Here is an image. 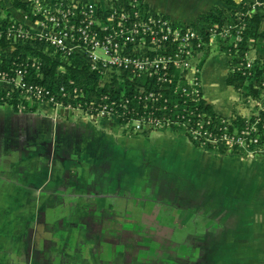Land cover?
Segmentation results:
<instances>
[{
	"label": "crops",
	"instance_id": "1",
	"mask_svg": "<svg viewBox=\"0 0 264 264\" xmlns=\"http://www.w3.org/2000/svg\"><path fill=\"white\" fill-rule=\"evenodd\" d=\"M69 1L105 4L110 0ZM141 1L156 13L190 24L195 23L200 15L217 9L225 10L220 0ZM260 26L264 28L262 23ZM204 62L199 71L200 91L214 113L232 119L235 115L244 119L253 116L256 105L250 101L244 103L230 86L232 93L225 101L207 96L201 83ZM212 64L222 67L221 86L226 85L230 56L223 55L222 59H216ZM9 89L8 84L0 82V91ZM76 112L78 114L74 115ZM123 130L124 127L114 117L98 118L81 110H54L43 105L34 111H14L8 105H1L0 196L37 198L35 209L43 215L40 219L42 222H39L51 230V226L45 222V215L52 208L50 202L53 197L62 194L70 196L79 190L80 186L76 183L92 182L95 184L93 188L82 186L81 191L90 193L95 199L104 198L115 191L116 181L125 182L128 179L131 167L129 160L134 158L131 149L134 145L136 147V143L131 139L133 136ZM165 134L159 133L154 140ZM140 146L144 148L140 157H144L145 144L140 143ZM195 147L206 148L192 146L193 149ZM147 156L153 157L154 153ZM220 158L223 162L218 165L221 167L218 176L212 180L209 174H204L202 180L204 184L210 181L211 187L212 184L216 187L204 194L203 233L197 232L193 234L195 237L186 239H190L187 242L191 244L192 240L202 235L197 248L191 250L199 253L179 255L175 252H180V243L172 242L170 254L154 255L155 264H264V161L239 157L237 154H226ZM261 172L263 176L259 175ZM122 192L125 193L124 188ZM67 205L68 209L75 212L73 201ZM100 206L88 205L94 210H102ZM61 225L67 226L65 222H61ZM34 228L31 229V237L24 238L20 234L10 239L9 244L14 255H21L22 259L28 255V259L34 258L39 264H44L54 239L36 237ZM194 228L200 230L199 224L194 223ZM88 242L86 240L83 244ZM67 243L70 241H64V245ZM81 244L78 243L79 246Z\"/></svg>",
	"mask_w": 264,
	"mask_h": 264
},
{
	"label": "rangeland",
	"instance_id": "2",
	"mask_svg": "<svg viewBox=\"0 0 264 264\" xmlns=\"http://www.w3.org/2000/svg\"><path fill=\"white\" fill-rule=\"evenodd\" d=\"M0 1L10 14L15 18H21L11 7L9 0ZM253 1L234 0L236 6L248 5L247 8L249 2ZM244 9V7H241V10L236 7L240 13H245ZM232 10L233 17L235 8ZM259 12L261 9L257 10L255 7L254 13ZM154 14L161 13L154 12ZM171 20L183 27L190 24ZM261 23L264 25V20ZM243 30L244 28L241 29ZM216 37L217 41L204 48V51H208L207 57L205 58V54L200 56V59H206L201 71V83L207 96L211 95L225 101L232 93L229 90L231 86L228 87L227 84L221 86L222 67L219 64L214 66L212 62L222 59L223 55L226 56L222 47L228 46L231 41L225 35ZM228 55L230 56L229 53ZM231 66L234 65L231 64L229 69H232ZM236 67L237 71L242 70L241 65ZM219 118L222 123L228 125L233 121L232 117L219 116ZM184 123L183 120L177 119L170 121L163 128L155 129L148 137L142 135L131 137L136 147L134 145L131 149L134 158L129 160L130 175L127 174L129 177L125 182L116 181L115 191L109 193L108 197L95 199L90 193L81 191L82 186L93 188L95 184L92 182L76 183L80 186L79 190L70 196L62 194L60 197H53L50 202L52 208L47 210L45 215L46 224L51 226L50 231L42 225L43 215L35 209L37 198L0 196V264H39L34 258L28 259V255L26 259H22L21 255H14L11 250L12 245L9 244L10 239L17 238L20 234H23L24 238L31 237L32 227H35L36 237L54 239V245L50 246L44 264H153L148 258L155 253L168 254L171 251L168 252L167 247L172 242L180 243V252H175L179 255L199 253L197 250L196 252L191 250L197 248L202 235L192 240L191 244H188L190 239H186L195 237L193 234L197 232L203 233L202 213L206 202L204 194L216 189L213 184L211 187L210 181L203 183L204 174H209L212 180L213 177H217L221 168L218 165L223 162L220 157L224 158L226 154H237L239 157L264 161V142L260 141L262 147L259 149L240 154L237 153L238 151L231 153L230 149H225L217 143L209 144L210 148L193 149V144L191 145L184 129L181 128ZM159 133L166 134L154 140ZM140 143L145 144L144 157H140V153L144 150ZM149 153H154V156L149 158L147 156ZM139 160L141 162H138ZM211 169L214 171H209ZM259 175L263 176V173ZM101 185L107 186L108 183ZM123 188L125 193L122 192ZM70 201L75 204V212L66 207ZM88 205H99L102 210H94L95 208H90ZM61 222H65L67 226L63 227ZM194 223L199 224L200 230L194 228ZM86 240L89 242L83 244ZM64 241L70 243L64 245ZM79 242L83 245L79 246Z\"/></svg>",
	"mask_w": 264,
	"mask_h": 264
},
{
	"label": "built area",
	"instance_id": "3",
	"mask_svg": "<svg viewBox=\"0 0 264 264\" xmlns=\"http://www.w3.org/2000/svg\"><path fill=\"white\" fill-rule=\"evenodd\" d=\"M30 1L31 12L40 19L32 22L26 17L16 18L19 24L8 28L7 39H12L13 42L23 40L27 38L29 30L34 31L39 39L48 42L62 54L75 53L83 57L92 70L101 74L105 82H109L113 75L121 71L126 73L128 80L146 79V86L150 85L149 79L154 78V83H157L160 90L153 87L145 88L144 81L138 88L137 98L150 103L161 99L164 102V109L167 106V98L163 97L162 91L173 81L183 79L181 93L185 96L201 97L198 77L200 70L197 64L201 60L200 56L204 54V48L217 41L218 35L228 36L231 41L229 45L236 46L242 40L240 34L244 28L243 16L253 14L255 7L257 10L261 8L264 10L261 2L257 0L249 2L252 5H249L245 13L235 10L234 16L232 17L230 13L223 24H209L205 28L208 36L203 37L199 30L179 26L166 15L154 14L141 0H118L119 6L115 5L116 0H110L105 4L67 0ZM254 58L253 51L247 54L245 70L252 66ZM236 66L238 65L233 67ZM23 74L24 70L18 69L14 77L9 78L6 72L0 71V82L9 85L10 89L7 92L26 98L29 104L35 102L37 108L47 105L54 110L83 111L81 106L73 107L62 103L60 98L67 95L63 87L51 92L45 88L28 85L22 80ZM262 76L264 79V68ZM262 83L264 85V80ZM72 93L78 95L81 91L74 88ZM250 102L257 108L255 114L251 116L255 118L258 110L264 108V90L260 101ZM86 106L85 111H88L89 115L98 118L120 117L124 121L120 123L124 129H133L137 132L143 129L163 128L171 121L157 115L153 116L152 113L138 114L132 108H128L127 101L110 100L96 105L90 102ZM251 117L245 118L246 124L240 130L224 128L214 134L201 130L202 123L199 121L197 123L199 126L193 127L185 122L181 127L189 129L190 137L203 147L217 143L230 151H254L262 147L260 138L264 136L257 134L258 119H254L252 123L248 122ZM261 128L264 129V124Z\"/></svg>",
	"mask_w": 264,
	"mask_h": 264
},
{
	"label": "trees",
	"instance_id": "4",
	"mask_svg": "<svg viewBox=\"0 0 264 264\" xmlns=\"http://www.w3.org/2000/svg\"><path fill=\"white\" fill-rule=\"evenodd\" d=\"M140 1V0H138ZM264 5V0H259ZM224 5L225 10L217 9L214 12L200 15L195 23L186 26L194 30H199L203 37L208 36L205 28L209 24H223V21L232 13V9L244 7L247 5L236 6L234 0H220ZM11 7L19 14L20 17H26L29 21H36L38 15H34L32 11V3L30 0H9ZM116 6L120 2L116 0ZM146 6V5H145ZM264 8V6H263ZM244 30L241 32L242 40L236 46L228 45L222 47V51L228 55L230 54V65H241L242 70L237 71L235 67L229 69L226 75V84L236 90L244 103L247 101H260L262 92L264 90L262 70L264 68V28L260 25L264 19V10L261 12L251 14L250 16H243ZM19 21L6 9L5 5L0 1V71L6 72L9 78H13L16 70H24L22 80L33 86H38L55 92L58 88L63 87L67 95L60 98L63 104H70L73 107L81 106L84 113L87 104L93 102L94 105L105 103L110 100L116 102L127 101L128 108H132L138 114L152 113L153 116L164 117L171 121L183 120L189 123L190 126L196 127L198 121L202 123L201 130L207 133H218L219 130L237 129L240 130L246 124L245 119L241 116H234L231 124L222 123L219 116L214 113L211 106L206 103L200 96H185L181 93L180 81H173L168 84L166 90L162 91L163 97L167 98L166 108L164 109V102L160 99L158 102L150 103V101H143L137 98L138 88L145 81V88H156L155 79H149V86H146V79L134 78L127 79L125 72L121 71L113 75L109 82H105L101 78V74L92 70L86 60L78 54L72 53L64 55L55 50L48 42L39 39L36 32L29 30V34L25 39H19L13 42L12 39H7L6 33L11 25H18ZM254 52L255 58L252 61V66L244 71L247 54ZM208 51H204L205 58ZM204 59H201L198 64V70ZM199 77V74H198ZM176 79V77H173ZM176 82V83H175ZM178 82V85H177ZM76 88L81 93L75 95L72 90ZM176 88V92H174ZM8 105L14 111H34L37 108L35 102L29 104L28 100L19 97L7 91H0V106ZM90 114V113H89ZM119 122L124 123L120 117ZM254 119H258V135L264 129L261 125L264 124V108L258 110L256 117H251L248 122L252 123ZM188 125V126H189ZM182 128V127H181ZM189 129H184L189 141L195 145L200 146L197 141L193 140L189 133ZM133 137L138 135L148 136L154 132L155 129H143L142 131H134L133 129H124ZM264 142V137L260 141ZM208 147V146H207ZM210 148V147H209ZM236 151H231L235 153ZM237 153H243L238 151ZM171 243L168 244V252L171 251ZM148 252V251H147ZM170 254V252L168 253ZM152 255V254H151ZM154 255H157L155 253ZM154 255L148 258V261H154Z\"/></svg>",
	"mask_w": 264,
	"mask_h": 264
}]
</instances>
